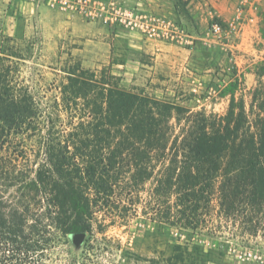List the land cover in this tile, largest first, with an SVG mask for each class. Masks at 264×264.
Wrapping results in <instances>:
<instances>
[{
	"label": "trees",
	"instance_id": "obj_1",
	"mask_svg": "<svg viewBox=\"0 0 264 264\" xmlns=\"http://www.w3.org/2000/svg\"><path fill=\"white\" fill-rule=\"evenodd\" d=\"M259 17L264 47V5ZM33 45L0 34V264H63L67 237L88 233L100 211L133 205L156 165L167 237L171 227H206L214 198L222 221L264 230V60L247 68L249 102L236 98L244 75L235 74L216 115L126 89L110 68L85 69L70 54L50 81L25 75ZM165 246V264L208 254Z\"/></svg>",
	"mask_w": 264,
	"mask_h": 264
},
{
	"label": "rangeland",
	"instance_id": "obj_2",
	"mask_svg": "<svg viewBox=\"0 0 264 264\" xmlns=\"http://www.w3.org/2000/svg\"><path fill=\"white\" fill-rule=\"evenodd\" d=\"M42 3L46 0L37 4L0 0V34L15 38L22 46L34 44L32 60L21 66L25 75L36 70L50 81L55 72L51 68L57 70L70 54L85 69L110 68L126 89L193 111L223 115L229 96L221 90L231 78L243 74V87L236 98L249 102L254 79L247 68L264 60L259 33L264 0H181L177 11L172 0H151L147 11L163 20L161 38L156 40L118 25L87 29L88 18L78 12L81 30L77 22L52 26ZM219 21L222 29H212L211 24ZM154 176H160L159 165L153 179L133 198V205L117 204L112 214L100 211L82 239L67 237L63 264H165L162 258L172 255L165 246L168 239L188 249L199 245L208 253L193 264H264V230L260 227L252 235L238 223L222 221L215 198L206 227L193 231L171 227L167 237L164 199L152 193ZM219 222L223 227L214 232Z\"/></svg>",
	"mask_w": 264,
	"mask_h": 264
},
{
	"label": "built area",
	"instance_id": "obj_3",
	"mask_svg": "<svg viewBox=\"0 0 264 264\" xmlns=\"http://www.w3.org/2000/svg\"><path fill=\"white\" fill-rule=\"evenodd\" d=\"M37 4L40 0H23ZM50 8L68 13L78 12L90 21L104 25H118L142 33L147 39L161 38L163 20L136 6H127L115 0H46ZM214 30L219 27L213 25Z\"/></svg>",
	"mask_w": 264,
	"mask_h": 264
},
{
	"label": "crops",
	"instance_id": "obj_4",
	"mask_svg": "<svg viewBox=\"0 0 264 264\" xmlns=\"http://www.w3.org/2000/svg\"><path fill=\"white\" fill-rule=\"evenodd\" d=\"M118 3L127 5V6H136L139 10L142 11H147L150 8V3L151 0H115ZM47 7L48 12L50 13V18H48V21L52 22V26L58 25V23H62L63 25H69V26H74L75 22L79 24L80 26L78 29H82V20L77 18L78 16L75 15L76 12L68 13L64 11H59L56 8H50L46 3H42L41 7L45 6ZM62 20L61 21H59ZM86 19V23H84V27L87 29L89 28H94L95 30L97 29V26L100 25V23L93 22Z\"/></svg>",
	"mask_w": 264,
	"mask_h": 264
},
{
	"label": "water",
	"instance_id": "obj_5",
	"mask_svg": "<svg viewBox=\"0 0 264 264\" xmlns=\"http://www.w3.org/2000/svg\"><path fill=\"white\" fill-rule=\"evenodd\" d=\"M84 236V234H77V235H70L69 237L72 239H82Z\"/></svg>",
	"mask_w": 264,
	"mask_h": 264
}]
</instances>
